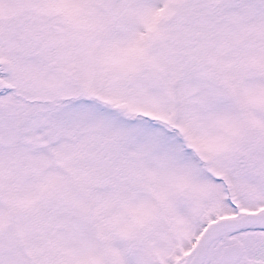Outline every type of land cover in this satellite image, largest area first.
Segmentation results:
<instances>
[{
  "label": "snow or ice",
  "instance_id": "1",
  "mask_svg": "<svg viewBox=\"0 0 264 264\" xmlns=\"http://www.w3.org/2000/svg\"><path fill=\"white\" fill-rule=\"evenodd\" d=\"M0 264H264V0H0Z\"/></svg>",
  "mask_w": 264,
  "mask_h": 264
}]
</instances>
